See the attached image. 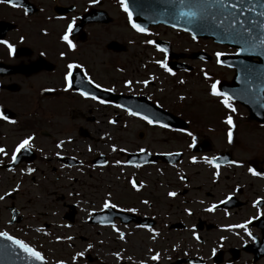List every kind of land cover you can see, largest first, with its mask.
<instances>
[{
  "label": "flooded vegetation",
  "instance_id": "flooded-vegetation-1",
  "mask_svg": "<svg viewBox=\"0 0 264 264\" xmlns=\"http://www.w3.org/2000/svg\"><path fill=\"white\" fill-rule=\"evenodd\" d=\"M137 20L146 32L132 27L120 0H0V41L13 45L10 53L0 43V147L6 153L0 154V179L9 184L7 196L0 194V231L23 240L50 264L55 256L97 261L88 250L98 233L94 227H105V259H116L107 264H264V256L254 260L264 241V175L248 171L264 173L263 143H252L263 141L254 130H264V120L250 118L238 101H229L235 111L225 107L224 97L212 95L210 87L228 83L235 73L217 62L216 53L237 50L210 48L186 31ZM69 23L74 49L60 38ZM158 40L169 47L170 59L155 46ZM130 47L138 51L131 54ZM199 51L210 59L190 58ZM69 63L81 66L72 70L70 89L64 79ZM196 76L209 97L200 102L209 105L201 113L194 91L178 88ZM257 102L264 103V92ZM227 116L233 121L231 143ZM113 128L121 133L115 143L105 136ZM28 136L31 148L5 166ZM100 155L105 162L95 164ZM102 169L105 188L75 185ZM27 178L39 194L32 216L21 200ZM106 199L116 207L104 208ZM104 210L105 224L93 221ZM235 225L247 231L230 227Z\"/></svg>",
  "mask_w": 264,
  "mask_h": 264
},
{
  "label": "snow or ice",
  "instance_id": "snow-or-ice-1",
  "mask_svg": "<svg viewBox=\"0 0 264 264\" xmlns=\"http://www.w3.org/2000/svg\"><path fill=\"white\" fill-rule=\"evenodd\" d=\"M8 3H12L13 0H7ZM93 2H96V0H93ZM178 3L181 7V9L183 8H187L188 11L185 12L183 10H181L179 12V15L182 17H188L189 22H191V19L197 18L199 17V19L201 20H206L208 18H211L213 21L216 20L217 15H221V16H225V18H227L228 14H231L232 12H235V15L232 17L231 20V25L234 26L237 23V19L241 16H244V12L243 11H236L238 9V7H242V5L244 4V0H240V4L238 5L237 3H230L229 0H178ZM120 4L121 6L124 8V11L126 13H128V18H129V22H132V13L129 11L128 9V5L126 4L125 0H120ZM262 7H264V0H261V5ZM248 12H254L255 11V6L249 7L247 9ZM259 17H264V12H260ZM132 27L134 29H136L138 32H146L147 29L141 27L139 24L137 23H132ZM261 29L264 30V20H252L251 18L245 17L244 20L240 21V30L237 31L234 27L232 32L230 33V35H233L234 37H240L241 39H245V40H259V44L264 46V31H261V33L256 36L253 37L252 33L257 29ZM73 29V25L72 23H69L67 25V30L65 31L64 35L61 36L60 38L66 42L67 46L69 49H74L75 45L72 43V41L69 39V33L72 31ZM195 35H193V39H195ZM0 43L6 44L8 46L9 52L11 53L13 50V45H11L10 43H8V41H0ZM147 44H155L154 41L152 40H148L146 41ZM161 52H166V49L160 48L159 45H155ZM244 50V49H242ZM61 56H64V53L61 52L60 53ZM217 57L219 58L222 53H216ZM218 63H220L219 59L217 60ZM156 63L158 65H160L162 68H164L166 71H168L169 73H171V68H168L167 65L165 63H163L160 60H157ZM81 66L78 64H72L69 63L67 65V69L68 72L65 75L64 79L66 81L67 84V88H72V78H73V68H80ZM205 78L207 79V73H205ZM89 83H91V81L89 80ZM131 81H125L126 85H131ZM140 83H143L145 85H147L149 83L148 80H144V81H140ZM97 88L100 87L99 84L96 85ZM211 94L212 95H217V96H223L224 99L221 101L225 107L230 108L232 111H235L234 108H232V105L229 103V101L232 99V97H230L227 93L224 92H219L217 90V82H213L211 84ZM111 90V89H109ZM81 95H85L87 96L88 93L86 92H81ZM92 99H96L95 96H92ZM181 99H183V97H181ZM103 102V101H102ZM131 115H139L138 112H131ZM4 119H7V117H3ZM143 119H145L149 124H153V123H159L158 120H153L150 119L148 116H144ZM225 122L230 125L229 129H228V140L229 143L232 142V117L231 116H227L225 118ZM162 127H167L166 124L161 125ZM188 135L191 137L192 133L189 132ZM33 139L32 136H28L27 138L23 139L20 141V143H18L15 147V150L12 152V160L15 161L17 158V153L20 152L22 149H30L31 148V144L30 141ZM193 139V144H190L189 147H193L194 143H195V137H192ZM62 143V142H61ZM57 147H60V144L57 145ZM113 150L115 151L116 149L113 148ZM140 151H144V149H140ZM0 154H5V149L3 147H0ZM57 155H59V153H57ZM208 163H212L213 160L208 159L207 157L204 158ZM214 159V158H213ZM192 160L195 161L196 157H192ZM117 164H120V161H116ZM230 163H236L235 161H231ZM216 167H219V165H216ZM33 169L29 168L28 172H32ZM248 171L250 173H252L253 175H264V173H257L255 172L252 168H249ZM132 187L133 188H137V184L135 182L132 183ZM5 195H7V193H5ZM111 194L109 193V196ZM169 196H175L176 193L175 192H169L168 193ZM4 197L0 196V199H3ZM144 203H147V201H144ZM103 207L104 208H115L116 205L110 203V201L108 199H106L103 203ZM215 208V205H213L211 208H209L208 210L211 211ZM129 211H134V209H129ZM112 227L119 232L118 229L115 228V225L113 224ZM230 227H239V228H244L245 231H247V228L245 225H235V226H230ZM151 231V229H150ZM120 238L123 239L124 238V233L123 232H119ZM250 235V233H249ZM0 237H6L8 240H11L13 242V244L17 245L20 249L23 250V252L27 253L29 257L34 258L35 260L38 261H43L44 257L42 256V254L39 251H36L35 249H33L29 244L25 243L23 240H19V239H15L12 236H10L7 232L4 231H0ZM57 239H60L59 237H57ZM68 239H71L70 237ZM89 248L92 247L91 244L88 245ZM77 256H82L83 253H77ZM114 255L119 259L120 258V253H114ZM159 258V254L153 255L151 257L152 260H157ZM75 259V257H74ZM59 264H63V262H59ZM140 264H145L144 261H141Z\"/></svg>",
  "mask_w": 264,
  "mask_h": 264
},
{
  "label": "rangeland",
  "instance_id": "rangeland-1",
  "mask_svg": "<svg viewBox=\"0 0 264 264\" xmlns=\"http://www.w3.org/2000/svg\"><path fill=\"white\" fill-rule=\"evenodd\" d=\"M168 33H166L167 35ZM207 46L208 47H214V45H210L209 42L210 41H206ZM130 52L131 54H135L138 51V48L136 47H130ZM106 57V56H105ZM179 90H185L186 91H194V96L196 98V102H198L197 104H195V108L197 110H199V112L201 113L205 108H207L209 105L205 104V103H200V102H206V100H208V95L206 94V84L203 83V80L199 77L196 76L195 78L190 77L188 81H186V83L184 85H182L181 87H178ZM178 90V89H177ZM188 95V94H187ZM200 103V104H199ZM196 110V111H197ZM208 114V113H207ZM256 130V129H255ZM254 130V135L257 136V134L260 132L262 134L263 137V141L260 142L259 140H253V144L257 145V146H261L260 144L263 143L264 146V130H260V131H255ZM105 136L106 138H114L112 140V143H115L116 141H119V138L121 136V133L116 130V128H113L112 130H105ZM106 148V146H105ZM26 188L23 192V194L21 195V200L23 203L25 204H29L28 205V212L31 213V216L33 215L32 212H35L38 208V200L37 198L39 197L38 195V189L35 186L31 185V182L29 181V178L26 179ZM75 185H82V186H92V187H101V188H105V169L100 170V172H98L97 174H94L93 177H87V178H83V179H78L77 182H75ZM8 181L5 178H1L0 179V194L4 193L9 187ZM80 186V187H82ZM101 194H98V196H100ZM74 229V228H73ZM94 230H97L98 233H93V238H91V242L90 241L87 244H91L92 247L89 248L88 250L90 251V254L92 256H96L97 257V261L96 262H89L88 260H86L85 258L82 257H78L76 260L74 258L71 257H54L52 258V262L51 264H54L56 261H61L64 264H107L109 262L113 263L116 261V259L113 256H109L106 260L105 259V251H107V249H105V241L107 239V236H105V227L102 228H95ZM106 230H108V228H106ZM71 233V231H67L66 234ZM140 236H142L143 234L140 233ZM106 237V239H105ZM86 243L84 244L87 245ZM81 245V243L79 242V246ZM117 250L114 249L112 251L113 255L114 253H116Z\"/></svg>",
  "mask_w": 264,
  "mask_h": 264
},
{
  "label": "water",
  "instance_id": "water-1",
  "mask_svg": "<svg viewBox=\"0 0 264 264\" xmlns=\"http://www.w3.org/2000/svg\"><path fill=\"white\" fill-rule=\"evenodd\" d=\"M230 3L240 4L238 0H229ZM161 8L158 11V21H162L167 23L172 19L170 16V11L173 9L177 11L178 8H181L178 0L174 1H163L158 3ZM248 3L244 0V4L242 7H238L236 11H243L244 16H241L245 19L247 16ZM185 11H188L187 8H184ZM235 15V12L225 16L217 15L215 21L211 18L206 20H201L199 17L191 19L189 22V30L195 36H204V37H212L215 41H220L223 43H232L234 40V36L230 35L233 30L231 25L232 17ZM239 17L238 19H241ZM185 20H189L190 18L184 17ZM174 20H179L182 22L181 17L174 16ZM0 264H46L45 261H38L32 257H29L27 253L23 252L17 245L12 242L4 241L0 239Z\"/></svg>",
  "mask_w": 264,
  "mask_h": 264
}]
</instances>
